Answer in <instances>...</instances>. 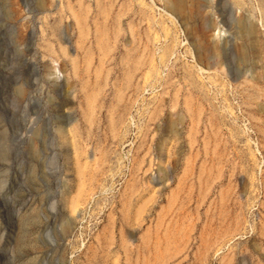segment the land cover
<instances>
[{
    "label": "rangeland",
    "instance_id": "1",
    "mask_svg": "<svg viewBox=\"0 0 264 264\" xmlns=\"http://www.w3.org/2000/svg\"><path fill=\"white\" fill-rule=\"evenodd\" d=\"M94 257L264 264V0H0V264Z\"/></svg>",
    "mask_w": 264,
    "mask_h": 264
},
{
    "label": "bare ground",
    "instance_id": "2",
    "mask_svg": "<svg viewBox=\"0 0 264 264\" xmlns=\"http://www.w3.org/2000/svg\"><path fill=\"white\" fill-rule=\"evenodd\" d=\"M166 6H167V9L171 12V13H187V10H188V0H166ZM169 14V13H168ZM173 17V16H172ZM101 29H100V33L104 34L106 31H105V28H102L103 26H100ZM219 31V30H218ZM252 28L249 27V28H246L245 29V36L246 37H249L252 33ZM220 32V31H219ZM225 35V33H219V38L220 36H223ZM100 45V44H99ZM240 50H242V52H245V48L243 45H241V48ZM241 52V53H242ZM243 55V54H242ZM246 55V54H245ZM51 74L53 75V77L58 80L62 74L59 72V70L57 68H54L53 71L51 72ZM93 264H97V257H94V260L92 261Z\"/></svg>",
    "mask_w": 264,
    "mask_h": 264
}]
</instances>
